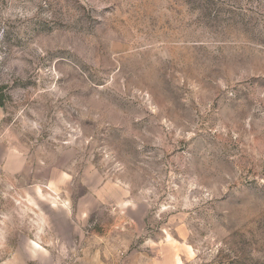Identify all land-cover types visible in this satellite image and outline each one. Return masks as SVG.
<instances>
[{
    "label": "rangeland",
    "instance_id": "obj_1",
    "mask_svg": "<svg viewBox=\"0 0 264 264\" xmlns=\"http://www.w3.org/2000/svg\"><path fill=\"white\" fill-rule=\"evenodd\" d=\"M0 108V264H264V0H0Z\"/></svg>",
    "mask_w": 264,
    "mask_h": 264
},
{
    "label": "crops",
    "instance_id": "obj_2",
    "mask_svg": "<svg viewBox=\"0 0 264 264\" xmlns=\"http://www.w3.org/2000/svg\"><path fill=\"white\" fill-rule=\"evenodd\" d=\"M4 118V111L2 110V108H0V170H3L6 163H10L11 156L13 153V151H11L12 146H10L9 144L6 145L5 142H3L4 138L2 137L3 130L1 125L3 124Z\"/></svg>",
    "mask_w": 264,
    "mask_h": 264
}]
</instances>
